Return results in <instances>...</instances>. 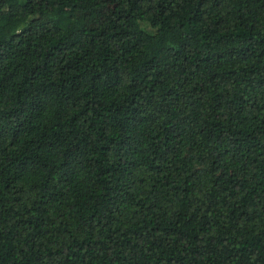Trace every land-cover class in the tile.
Returning a JSON list of instances; mask_svg holds the SVG:
<instances>
[{"label": "trees", "instance_id": "16d2710c", "mask_svg": "<svg viewBox=\"0 0 264 264\" xmlns=\"http://www.w3.org/2000/svg\"><path fill=\"white\" fill-rule=\"evenodd\" d=\"M0 0V264H264V0Z\"/></svg>", "mask_w": 264, "mask_h": 264}, {"label": "rangeland", "instance_id": "374dc122", "mask_svg": "<svg viewBox=\"0 0 264 264\" xmlns=\"http://www.w3.org/2000/svg\"><path fill=\"white\" fill-rule=\"evenodd\" d=\"M36 1H37V3H38V4H41V3H39V1H38V0H36Z\"/></svg>", "mask_w": 264, "mask_h": 264}]
</instances>
